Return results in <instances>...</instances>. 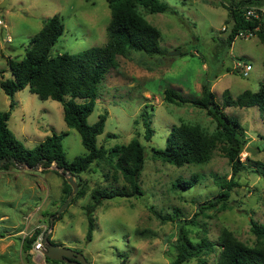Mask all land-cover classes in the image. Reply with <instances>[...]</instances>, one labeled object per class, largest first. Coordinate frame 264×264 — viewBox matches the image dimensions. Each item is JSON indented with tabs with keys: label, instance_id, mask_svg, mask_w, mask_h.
Here are the masks:
<instances>
[{
	"label": "rangeland",
	"instance_id": "1",
	"mask_svg": "<svg viewBox=\"0 0 264 264\" xmlns=\"http://www.w3.org/2000/svg\"><path fill=\"white\" fill-rule=\"evenodd\" d=\"M162 1L169 5L166 12L152 14L143 7L139 10L160 29L163 52L132 51L128 56H118V65L99 85V97L88 117L93 124L108 111L98 145L109 149L127 144L134 137L146 145L147 159L140 177L142 195L105 199L94 212L96 228L89 241L85 206L93 201L92 191L109 186L111 181L116 187L124 183L120 174L117 181L104 177L108 169L110 174L114 172L110 165L94 163L81 173L78 191L83 188L85 194L76 198L77 192L59 215L58 210L67 200L66 176L57 172L55 164L44 169L15 163L8 169H0V264H69L47 260L42 246L37 249V243L48 233L63 247L81 252L90 264H170L176 254L172 243L177 238L179 223L163 221L160 216L172 213L176 207L182 211L181 218H193L199 223L190 226L194 239L202 235L205 227L207 236L218 245L219 235L227 228L241 241L254 243L249 216L264 223V175L253 171L261 166L257 162L264 164V120L258 107L225 110L237 116L245 129L247 145L241 159L248 165L235 177L239 185L231 190L226 209L221 210L218 204L205 215L196 216L199 204L218 194L220 187L215 175L233 177L232 166L219 147L208 163L182 167L154 159L152 147L165 148L172 126L181 122L200 124L210 132L216 127L206 110L192 103L168 102L166 88L173 87L184 97L193 98L200 95L201 83L207 78L212 80L218 102L223 100L226 89L233 96L245 90L257 91L264 81V44L248 31L230 46L224 42L233 20L223 2L230 4L237 0ZM54 14L62 16L65 31L53 46V54H78L108 41L111 8L107 0H0V19L5 24H0V82L12 76L8 59H21L30 40ZM177 50L186 54L171 55ZM238 61L252 64L248 75L237 67ZM14 100L16 105L11 108L12 99L0 87V109L11 110L9 127L26 147H36L56 131L66 133L62 143L69 161L87 152L80 133L65 122L61 102L41 100L28 88L16 92ZM147 108L155 130L150 141L144 138L141 116ZM248 145L258 152L247 151ZM192 173L201 175L194 187L186 190L174 187L178 177L189 178ZM79 180L76 177L77 183ZM38 230L29 256L22 250L24 239ZM219 251L217 247L206 255L204 264H219ZM197 263V260L190 262Z\"/></svg>",
	"mask_w": 264,
	"mask_h": 264
},
{
	"label": "trees",
	"instance_id": "2",
	"mask_svg": "<svg viewBox=\"0 0 264 264\" xmlns=\"http://www.w3.org/2000/svg\"><path fill=\"white\" fill-rule=\"evenodd\" d=\"M111 8V21L108 26V41L102 46H94L78 54H53V46L58 42L65 31V23L61 15L54 14L46 19L43 28L29 43L25 55L21 59H8L11 78H4L0 82L2 90L12 99L11 108H14L16 92L28 88L41 100L53 99L63 104L64 119L67 125L75 128L81 136L82 143L87 149L85 154L77 155L69 161L62 140L66 133L54 131L34 148L26 147L9 127L11 110L0 109V158L6 157L9 162L0 167L8 169L15 163L42 166L48 169L53 164L57 168L72 172L75 178L86 172L96 163L107 164L114 170L104 172L107 180L119 179L122 176L124 183L116 187L114 182L109 186H99L91 193L93 201L85 206L88 219L87 239L93 238L96 228V208L105 199L116 196L132 197L142 195L140 177L146 164L147 147L139 137H134L127 144H117L111 148L98 145V136L104 132L108 111L99 116L98 121L91 124L88 117L93 112L96 100L99 97V85L106 78L112 68L118 65V56H128L130 52H144L146 54H160L161 31L150 23L140 12L143 7L148 13H162L169 10V5L162 0H107ZM230 10L233 20L231 30L224 42L229 46L238 37L241 31L256 34L264 44V0H237L230 4L223 2ZM256 7L259 17H247L246 11ZM181 54L186 52L181 50ZM165 99L176 104L192 103L194 106L207 111V114L216 122L215 130L210 132L200 124L181 122L172 126L167 137L165 148L152 147V157L163 162L182 167L186 164H206L219 147L222 154L228 158L233 177L215 175L219 191L217 196L199 204V214L205 215L208 209L220 204V209L228 207V201L233 187L239 185L235 179L239 173L248 168L246 161L241 159V153L247 145L245 129L237 116L229 115L227 107H258L264 120V81L257 91L245 90L233 96L228 89L223 92V100H216V93L212 90V80L205 79L202 83L200 95L184 97L175 88L168 87L164 91ZM141 116L145 125L144 138L150 141L154 135L150 110L142 111ZM114 136V134H111ZM11 158L15 160L12 161ZM254 169L264 175V164ZM61 176L65 172L57 171ZM199 173H192L189 178L180 176L174 183L175 188L190 189L200 181ZM65 198L72 193L73 188L64 178ZM82 188L76 198L85 194ZM57 214V213H56ZM55 215V214H52ZM180 208H174L172 213L160 216L163 221H178L179 232L172 246L176 254L170 264H190L197 260V264L206 262L205 256L220 248L219 264H264V223L249 216L250 230L255 235L252 245L241 241L235 234L225 228L218 237V245L207 234L203 227L202 235L194 239L190 235L191 227L199 223L196 219L181 218ZM57 217V216H55ZM51 222V221H50ZM53 225V223L51 222ZM39 230L24 239L22 250L29 252L38 239ZM49 237V236H48ZM52 243H56L50 237ZM58 244V243H57ZM62 246V244H60ZM47 260H53L46 256Z\"/></svg>",
	"mask_w": 264,
	"mask_h": 264
},
{
	"label": "water",
	"instance_id": "3",
	"mask_svg": "<svg viewBox=\"0 0 264 264\" xmlns=\"http://www.w3.org/2000/svg\"><path fill=\"white\" fill-rule=\"evenodd\" d=\"M181 51L177 50L175 52H171V55L175 54H180ZM247 151H251L252 154H256L258 152L257 149H254L251 146L246 147ZM12 161L15 162L13 158H11ZM9 159L6 157L0 158V167L3 166L4 164L8 163ZM22 165H25V163H22ZM32 166L31 168L37 167ZM60 172H65L66 180L68 183L72 186L73 191L67 198V200L64 202V204L61 206V208L58 210V215L63 212L66 207L70 204V202L73 200L75 194L78 192L79 186L76 181V178L72 172L65 171L63 168H57ZM52 219V223H53ZM49 233L45 235L43 238V247H42V252L49 258L53 260H61L69 264H90L86 257L79 251L75 249H71L68 247H63L60 244L57 243H52L51 240L49 239Z\"/></svg>",
	"mask_w": 264,
	"mask_h": 264
},
{
	"label": "built area",
	"instance_id": "4",
	"mask_svg": "<svg viewBox=\"0 0 264 264\" xmlns=\"http://www.w3.org/2000/svg\"><path fill=\"white\" fill-rule=\"evenodd\" d=\"M246 16L249 17V18H251V17H256V18H258V17H259V12H258V10H257L256 7H251V8H249V9L246 11ZM0 24H1V25H5L4 22H3V20H1V19H0ZM243 32H244V31H241V32L238 34V37L242 36V35L244 34ZM249 33H250V34H253L252 32H249ZM237 67H239V68L241 69V71H242V73H243L244 75H248L249 72H250V70L252 69V64L247 63V62H244V61H238V62H237ZM42 244H43V241H42V242H38L37 245H36L37 249H38V248H41V246L43 247Z\"/></svg>",
	"mask_w": 264,
	"mask_h": 264
},
{
	"label": "crops",
	"instance_id": "5",
	"mask_svg": "<svg viewBox=\"0 0 264 264\" xmlns=\"http://www.w3.org/2000/svg\"><path fill=\"white\" fill-rule=\"evenodd\" d=\"M203 80H205V79H203ZM202 83H203V81H202ZM202 83H201V90H202ZM214 83H215V82H214ZM214 83H213V84H214Z\"/></svg>",
	"mask_w": 264,
	"mask_h": 264
},
{
	"label": "flooded vegetation",
	"instance_id": "6",
	"mask_svg": "<svg viewBox=\"0 0 264 264\" xmlns=\"http://www.w3.org/2000/svg\"><path fill=\"white\" fill-rule=\"evenodd\" d=\"M57 243V242H56Z\"/></svg>",
	"mask_w": 264,
	"mask_h": 264
}]
</instances>
